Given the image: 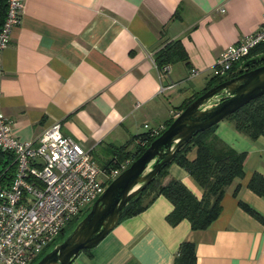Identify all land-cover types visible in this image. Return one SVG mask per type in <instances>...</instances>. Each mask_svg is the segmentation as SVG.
I'll return each mask as SVG.
<instances>
[{"label":"crops","instance_id":"obj_1","mask_svg":"<svg viewBox=\"0 0 264 264\" xmlns=\"http://www.w3.org/2000/svg\"><path fill=\"white\" fill-rule=\"evenodd\" d=\"M263 13L264 0H23L1 53V113L19 141L59 123L63 136L102 159L106 147L163 128L205 88L220 53L254 32ZM175 40L188 65H169L163 74L153 55ZM214 134L245 154L244 176L228 186L206 230L193 231L186 220L170 226L172 205L158 196L72 264H173L183 242L194 244L196 264H264V224L238 205L264 218V199L247 188L253 174L264 177V136L252 141L226 120ZM194 157L195 149L188 155ZM169 179L200 197L179 166L168 167L162 184Z\"/></svg>","mask_w":264,"mask_h":264},{"label":"built area","instance_id":"obj_2","mask_svg":"<svg viewBox=\"0 0 264 264\" xmlns=\"http://www.w3.org/2000/svg\"><path fill=\"white\" fill-rule=\"evenodd\" d=\"M22 10L23 0H7L0 29V85L1 53L9 43L12 29L20 23ZM261 43L264 13L254 32L220 53L214 76L226 77ZM167 70L166 66L163 71ZM162 129L149 131L156 136ZM0 150L13 158V168L0 172V264H34L65 227L130 165L127 160L115 169L102 170L91 151L62 135L59 123L46 127L32 141H19L12 134L11 122L1 113V103Z\"/></svg>","mask_w":264,"mask_h":264},{"label":"trees","instance_id":"obj_3","mask_svg":"<svg viewBox=\"0 0 264 264\" xmlns=\"http://www.w3.org/2000/svg\"><path fill=\"white\" fill-rule=\"evenodd\" d=\"M6 11L7 0H0V29L6 17ZM263 54L264 43H261L249 53L243 63L253 57ZM153 61L159 72L163 74L166 73L163 71L166 66L176 63L188 65L187 54L179 40L169 42L159 49L153 55ZM243 63L234 65L226 77L218 78L213 76L201 92L195 93L188 98L180 107L179 113L205 91L246 71L243 69ZM261 64H264V61L258 65ZM173 120L174 118H170L156 136H151L149 129L144 133L132 136L123 145H110L106 147V152L103 155L104 158L100 159L102 163L99 167L104 171H110L127 160H129L131 164L140 157L148 145L159 136ZM225 120L232 123L237 132L247 136L252 141H255L259 136H264V95L248 102ZM215 128L216 125L197 134L188 143L183 145L172 161L162 169L153 182L128 203L122 213L119 223L128 217L143 212L158 196H163L172 205L171 212L165 217L166 222L170 226H176L181 221L186 220L191 230H206L220 214L221 200L228 186L234 180L241 179L244 176L243 163L245 154L236 153L217 139L214 134ZM193 149H195V157L189 159L188 155ZM93 158L94 160L99 159L96 157ZM12 160L13 158L10 153L0 150V172L5 168L11 170L13 168ZM172 164L179 166L188 173L201 191L200 197H197L178 180L169 179L165 184H162L163 179L167 176V169ZM247 188L258 197L264 199L263 176L253 174L247 183ZM237 193L238 188L234 190V196H236ZM238 205L250 216L264 224V218L255 210L240 201ZM74 221H78V218ZM64 232L65 231L61 232L57 240H62L65 237ZM173 264H196L194 244L190 242L181 243L174 257Z\"/></svg>","mask_w":264,"mask_h":264},{"label":"water","instance_id":"obj_4","mask_svg":"<svg viewBox=\"0 0 264 264\" xmlns=\"http://www.w3.org/2000/svg\"><path fill=\"white\" fill-rule=\"evenodd\" d=\"M263 61L264 54L247 60L242 74L188 104L140 157L107 185L62 241L35 264H72L81 252L95 248L119 224L128 203L153 182L183 145L264 95V64L258 65Z\"/></svg>","mask_w":264,"mask_h":264},{"label":"rangeland","instance_id":"obj_5","mask_svg":"<svg viewBox=\"0 0 264 264\" xmlns=\"http://www.w3.org/2000/svg\"><path fill=\"white\" fill-rule=\"evenodd\" d=\"M95 162L97 163V165L99 166L101 163H102V161L100 160V159H95ZM92 205V203L90 204V205H87L85 208H84V210H83V212L78 216V221H74V222H72L71 224H68L66 227H65V229H64V233H65V236L73 229V227L87 214V212L89 211V209H90V206ZM62 240H56V242L54 243V245H52V246H50V247H48L46 250H44V251H42V253L39 255V259L37 260V261H39L48 251H50L52 248H53V246H55L56 244H58V243H60ZM36 261V262H37ZM35 262V263H36ZM34 263V264H35Z\"/></svg>","mask_w":264,"mask_h":264}]
</instances>
